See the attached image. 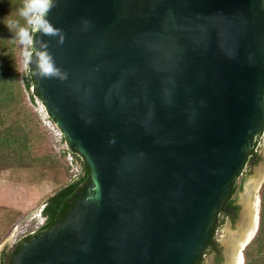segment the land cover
Instances as JSON below:
<instances>
[{"label": "water", "instance_id": "95a60500", "mask_svg": "<svg viewBox=\"0 0 264 264\" xmlns=\"http://www.w3.org/2000/svg\"><path fill=\"white\" fill-rule=\"evenodd\" d=\"M52 2L64 42L37 33L31 68L92 183L14 264H195L235 180L215 264H244L260 220L259 161H247L264 131V0ZM39 40L66 78L36 76Z\"/></svg>", "mask_w": 264, "mask_h": 264}, {"label": "trees", "instance_id": "16d2710c", "mask_svg": "<svg viewBox=\"0 0 264 264\" xmlns=\"http://www.w3.org/2000/svg\"><path fill=\"white\" fill-rule=\"evenodd\" d=\"M22 6L23 0H0V178H3L1 176L6 174H13L12 170L15 165L22 164L27 159H33L34 162L44 165L46 163L58 165L51 157L52 155H46L40 159L31 157L35 148L47 142L48 138L46 129L44 128L45 133H42V124L40 126L39 121L27 106L24 88L20 81L22 44L14 39V34L17 31L15 22L23 27L26 25V22L18 15L17 11ZM10 22H13L12 32L6 26ZM37 94L41 97L38 89ZM64 142L68 144L72 152L79 154L72 148L65 136ZM80 157L81 176L72 179V177L67 176V171L62 170L60 172L59 179L62 181V186L56 185L57 190L44 203L43 216L46 218V222L39 234L47 233L57 225L65 223L80 201L88 195L92 183V169L81 155ZM259 158V153L255 150L252 151L247 166H253L259 161ZM241 189L242 186H238L237 180H235L217 211L210 242L217 241L216 232L223 227L224 217L236 219L240 207L237 205L235 196ZM1 211L6 213L4 216L5 221L10 218V213L16 210L13 211L6 205H2ZM13 214L18 216L22 213L17 211ZM31 239L32 237L27 238L16 245V248L10 254L7 251L3 252L2 264H14L15 257L22 249L23 242ZM216 245L217 261L221 262L223 258L218 247L219 243ZM245 260L246 264H264V185L262 188L260 228L256 238L246 248ZM203 261L204 257H200L195 264H203Z\"/></svg>", "mask_w": 264, "mask_h": 264}, {"label": "rangeland", "instance_id": "374dc122", "mask_svg": "<svg viewBox=\"0 0 264 264\" xmlns=\"http://www.w3.org/2000/svg\"><path fill=\"white\" fill-rule=\"evenodd\" d=\"M29 29L27 24L24 26ZM21 81V78H20ZM26 99V98H25ZM27 106L31 110V113L39 121H41L33 108L28 104ZM42 133H45L43 125L41 126ZM46 135L48 141L39 145L33 151L32 158H44L46 155H52L51 157L57 162L58 165L52 163L39 164L34 162L33 159H27L22 164H16L13 168V174H6L0 178V208L2 205H6L13 211L21 212V215H14L10 213V218L4 221L5 212H0V257L5 251L12 249L15 244L17 245L24 238L23 236L30 231L36 229V226L40 223L41 209L48 198L57 190V186H62V181L59 179V174L62 170L67 171V176L72 177L70 168L66 161L59 155L60 142L55 136L46 129ZM259 173L260 181L264 173V145L259 148ZM57 185V186H56ZM264 180L260 184V209L259 218L261 213V201H262V188ZM11 223V224H10ZM11 225V226H10ZM258 230L250 243L243 249L245 256L246 248L256 238ZM246 264V260L244 262Z\"/></svg>", "mask_w": 264, "mask_h": 264}, {"label": "clouds", "instance_id": "9594fccd", "mask_svg": "<svg viewBox=\"0 0 264 264\" xmlns=\"http://www.w3.org/2000/svg\"><path fill=\"white\" fill-rule=\"evenodd\" d=\"M54 6L52 0H23V6L17 11L18 15L24 19L33 31L45 37L58 38V44H63L64 35L62 31L54 27L46 18ZM15 23L17 31L14 34V39L18 40L22 45L30 44L32 39L28 28L20 26L18 22ZM6 26L12 32L13 22H10ZM37 44L39 48L36 50V60L33 62L36 76L40 79L66 78V74L56 66L54 57L48 51L49 44L43 40H39ZM263 137L264 131L261 134L260 141ZM262 145H264V142ZM44 208L45 206H43V210Z\"/></svg>", "mask_w": 264, "mask_h": 264}, {"label": "built area", "instance_id": "2783aa9c", "mask_svg": "<svg viewBox=\"0 0 264 264\" xmlns=\"http://www.w3.org/2000/svg\"><path fill=\"white\" fill-rule=\"evenodd\" d=\"M29 32L31 34L32 42L30 44H25L21 46V59H20V76L21 83L24 88L25 98L29 102L30 106L34 109V112L39 117L43 127L50 131L55 138L60 142L59 155L66 161L68 167L70 168L72 179H75L82 175L81 157L79 154L74 153L70 150L67 143L64 142V133L57 125L56 121L48 112L42 98L37 94V85L34 79V74L31 68V63L35 54V37L37 32L33 31L29 27ZM264 142V137L260 141V146ZM41 221L36 226V229L25 234L23 238L39 231L45 224L46 218L43 216V208L40 214ZM16 245V244H15Z\"/></svg>", "mask_w": 264, "mask_h": 264}, {"label": "flooded vegetation", "instance_id": "af4514ba", "mask_svg": "<svg viewBox=\"0 0 264 264\" xmlns=\"http://www.w3.org/2000/svg\"><path fill=\"white\" fill-rule=\"evenodd\" d=\"M259 156H260V154H259ZM218 242L217 241H212V242H210L209 241V244H208V246H207V249H206V256L204 257V261H203V264H205L204 262H205V258L208 256V254H211V253H213V264H215L216 263V261H217V257H218V254L215 252V249L217 248V244ZM219 249L221 250L220 251V253H221V256H222V258H223V256H224V258L226 259V253H225V248L224 247H222V245H220L219 244ZM16 248V246H14L13 247V250L11 251V252H13L14 251V249ZM223 248H224V250H223ZM224 251V252H223ZM218 263V262H217ZM209 264V263H208Z\"/></svg>", "mask_w": 264, "mask_h": 264}, {"label": "bare ground", "instance_id": "6f19581e", "mask_svg": "<svg viewBox=\"0 0 264 264\" xmlns=\"http://www.w3.org/2000/svg\"><path fill=\"white\" fill-rule=\"evenodd\" d=\"M261 179H262V180L260 181V184H261V182L264 180V173H263ZM257 230H258V229H257ZM255 234H256V233H255ZM254 236H255V235H254ZM253 238H254V237H253ZM253 238H252V239H253ZM250 242H251V241H250ZM250 242H249V243H250ZM247 245H248V244H247ZM247 245H246V246H247ZM246 246H245V247H246ZM245 247H244V248H245ZM241 252L243 253V250H242ZM243 258H244V262H245V256H244V254H243ZM244 264H245V263H244Z\"/></svg>", "mask_w": 264, "mask_h": 264}]
</instances>
